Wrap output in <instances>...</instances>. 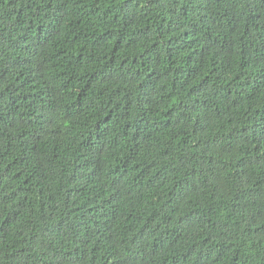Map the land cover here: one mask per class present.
Returning a JSON list of instances; mask_svg holds the SVG:
<instances>
[{
	"label": "trees",
	"instance_id": "trees-1",
	"mask_svg": "<svg viewBox=\"0 0 264 264\" xmlns=\"http://www.w3.org/2000/svg\"><path fill=\"white\" fill-rule=\"evenodd\" d=\"M0 264H264V0H0Z\"/></svg>",
	"mask_w": 264,
	"mask_h": 264
}]
</instances>
